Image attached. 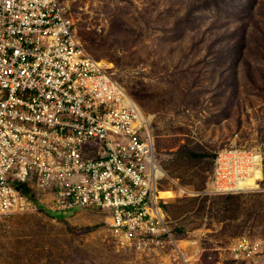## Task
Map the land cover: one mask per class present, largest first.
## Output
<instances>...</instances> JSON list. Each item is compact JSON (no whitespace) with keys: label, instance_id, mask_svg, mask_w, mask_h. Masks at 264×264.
<instances>
[{"label":"rangeland","instance_id":"rangeland-1","mask_svg":"<svg viewBox=\"0 0 264 264\" xmlns=\"http://www.w3.org/2000/svg\"><path fill=\"white\" fill-rule=\"evenodd\" d=\"M61 1L85 52L150 119L159 196L188 264H233L240 237L264 243V172L244 192L211 185L231 145L264 158V0ZM39 206L0 215V264H168V252L120 248L105 213Z\"/></svg>","mask_w":264,"mask_h":264},{"label":"built area","instance_id":"built-area-1","mask_svg":"<svg viewBox=\"0 0 264 264\" xmlns=\"http://www.w3.org/2000/svg\"><path fill=\"white\" fill-rule=\"evenodd\" d=\"M73 31L61 0H0V215L36 203L96 210L120 248L188 264L159 196L149 122ZM263 160L235 145L222 150L212 191L252 190L246 180L260 184ZM228 251L233 264H264L261 241L240 237Z\"/></svg>","mask_w":264,"mask_h":264},{"label":"bare ground","instance_id":"bare-ground-1","mask_svg":"<svg viewBox=\"0 0 264 264\" xmlns=\"http://www.w3.org/2000/svg\"><path fill=\"white\" fill-rule=\"evenodd\" d=\"M138 109V108H137ZM139 110V109H138ZM139 112H140V110H139ZM140 117L144 120V122H145V119H144V117L142 116V114H141V112H140ZM149 118H147V120H146V125H147V121L149 122ZM159 173H160V175H161V172L159 171ZM261 175H260V171H256V178H258V177H260ZM254 180H255V177L253 176V177H249V178H247V180H246V183H245V185L248 187V188H250V187H253V186H255V182H254ZM183 245V244H182Z\"/></svg>","mask_w":264,"mask_h":264},{"label":"trees","instance_id":"trees-1","mask_svg":"<svg viewBox=\"0 0 264 264\" xmlns=\"http://www.w3.org/2000/svg\"><path fill=\"white\" fill-rule=\"evenodd\" d=\"M24 191H26V189H24ZM38 209H42V207H37ZM51 212H53V213H50V212H48V214L49 215H52V216H54L55 214H58V213H60V212H56V211H51Z\"/></svg>","mask_w":264,"mask_h":264}]
</instances>
